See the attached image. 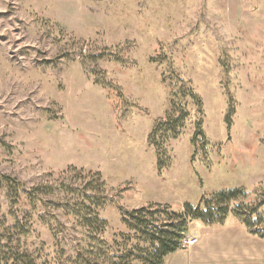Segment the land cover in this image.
<instances>
[{
  "label": "rangeland",
  "instance_id": "obj_1",
  "mask_svg": "<svg viewBox=\"0 0 264 264\" xmlns=\"http://www.w3.org/2000/svg\"><path fill=\"white\" fill-rule=\"evenodd\" d=\"M184 104L183 133L159 159L150 135ZM197 123L206 137L192 143ZM0 172L30 189L82 188L99 174L113 245L134 236L124 210L185 211L229 190L240 191L230 208L256 206L264 0H0ZM16 198L0 187V216L28 215L44 264H71L80 229L55 204L69 196Z\"/></svg>",
  "mask_w": 264,
  "mask_h": 264
},
{
  "label": "trees",
  "instance_id": "obj_2",
  "mask_svg": "<svg viewBox=\"0 0 264 264\" xmlns=\"http://www.w3.org/2000/svg\"><path fill=\"white\" fill-rule=\"evenodd\" d=\"M174 92L179 96V91ZM190 97L200 109L201 101L189 88ZM181 95V94H180ZM185 96V95H181ZM179 99L182 97L179 96ZM171 107L175 104L170 102ZM183 105V104H182ZM178 106V114H173L165 122H159L152 131L151 144L154 145L161 158V145L168 144L170 138H178L186 126L189 111L184 106ZM189 105V104H187ZM198 131L192 138V143L199 135L205 134L200 123L196 124ZM163 129L162 138H157V132ZM94 182L82 188L71 186H41L30 189L26 185L8 174L0 172V187L6 184L14 192L16 199L28 200L33 204L43 203L45 196L56 197L65 194L68 199L55 202L64 216L73 217L80 229L79 238L73 255L69 259L71 264H166L170 254L182 249V241L189 232L190 225L199 222L205 227L225 225L227 222H238L249 233L264 238V198L256 206L234 205L230 208L229 202L237 200L239 190H229L215 196L202 198L204 204L194 207L185 205V211L173 210L170 206L152 209L141 207L132 211H123V220L127 228L134 232V236L122 234L124 242L113 245L103 238L106 232L107 221L100 216L102 209L108 202L104 195L105 184L99 174L93 175ZM11 196H9V199ZM226 199V200H224ZM18 203V202H16ZM222 203V204H221ZM40 220L47 222L40 217ZM33 222L29 216L18 217L14 210L0 216V264H44L38 248L29 244L32 237Z\"/></svg>",
  "mask_w": 264,
  "mask_h": 264
},
{
  "label": "crops",
  "instance_id": "obj_3",
  "mask_svg": "<svg viewBox=\"0 0 264 264\" xmlns=\"http://www.w3.org/2000/svg\"><path fill=\"white\" fill-rule=\"evenodd\" d=\"M195 245L170 254L166 264H264V238L238 222L205 227L199 224Z\"/></svg>",
  "mask_w": 264,
  "mask_h": 264
},
{
  "label": "built area",
  "instance_id": "obj_4",
  "mask_svg": "<svg viewBox=\"0 0 264 264\" xmlns=\"http://www.w3.org/2000/svg\"><path fill=\"white\" fill-rule=\"evenodd\" d=\"M198 242V237L196 236H185L182 241V248L195 245Z\"/></svg>",
  "mask_w": 264,
  "mask_h": 264
}]
</instances>
